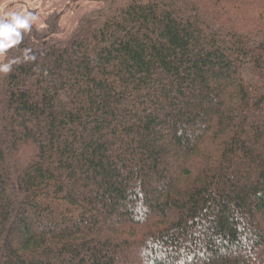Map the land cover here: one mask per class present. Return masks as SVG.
I'll use <instances>...</instances> for the list:
<instances>
[{
	"label": "trees",
	"instance_id": "1",
	"mask_svg": "<svg viewBox=\"0 0 264 264\" xmlns=\"http://www.w3.org/2000/svg\"><path fill=\"white\" fill-rule=\"evenodd\" d=\"M53 6L0 54V264H264V0Z\"/></svg>",
	"mask_w": 264,
	"mask_h": 264
},
{
	"label": "clouds",
	"instance_id": "2",
	"mask_svg": "<svg viewBox=\"0 0 264 264\" xmlns=\"http://www.w3.org/2000/svg\"><path fill=\"white\" fill-rule=\"evenodd\" d=\"M9 15L10 22H0V54L4 53L9 47L19 43L22 39L20 30H28L31 22L36 19L31 13L12 12ZM25 59H32V57L26 54ZM17 62L16 60H11L8 63L0 64V73H9Z\"/></svg>",
	"mask_w": 264,
	"mask_h": 264
},
{
	"label": "rangeland",
	"instance_id": "3",
	"mask_svg": "<svg viewBox=\"0 0 264 264\" xmlns=\"http://www.w3.org/2000/svg\"><path fill=\"white\" fill-rule=\"evenodd\" d=\"M59 4L66 2L67 0H57ZM55 0H0V22L9 21L10 13L17 12L21 14L28 13L29 10L34 8H39V10H52L53 3ZM95 3L88 2L83 5V9H88L94 6ZM79 9L70 12L65 18V24L70 26L75 19L76 15L79 13ZM69 19V20H68ZM71 21V22H70ZM2 55L0 56V58Z\"/></svg>",
	"mask_w": 264,
	"mask_h": 264
}]
</instances>
